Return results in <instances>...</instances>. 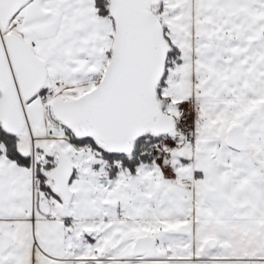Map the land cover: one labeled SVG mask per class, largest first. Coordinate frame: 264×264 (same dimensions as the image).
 I'll return each mask as SVG.
<instances>
[{
	"label": "snow or ice",
	"instance_id": "6c2138e0",
	"mask_svg": "<svg viewBox=\"0 0 264 264\" xmlns=\"http://www.w3.org/2000/svg\"><path fill=\"white\" fill-rule=\"evenodd\" d=\"M0 264H264V0H0Z\"/></svg>",
	"mask_w": 264,
	"mask_h": 264
}]
</instances>
